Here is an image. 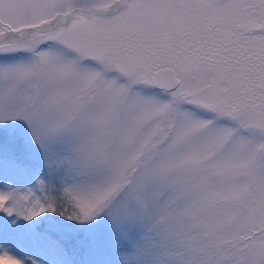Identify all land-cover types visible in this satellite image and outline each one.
<instances>
[{"label":"snow or ice","instance_id":"1","mask_svg":"<svg viewBox=\"0 0 264 264\" xmlns=\"http://www.w3.org/2000/svg\"><path fill=\"white\" fill-rule=\"evenodd\" d=\"M0 264H264V0H0Z\"/></svg>","mask_w":264,"mask_h":264}]
</instances>
